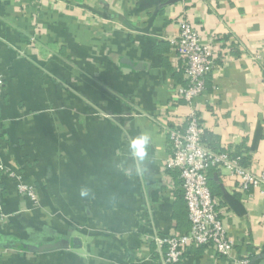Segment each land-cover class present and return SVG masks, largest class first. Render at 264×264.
<instances>
[{
  "label": "crops",
  "instance_id": "0c3cea01",
  "mask_svg": "<svg viewBox=\"0 0 264 264\" xmlns=\"http://www.w3.org/2000/svg\"><path fill=\"white\" fill-rule=\"evenodd\" d=\"M182 18L222 45L196 102L206 131L264 172V0H0V157L40 196L33 206L1 177L0 264H160L154 240L190 232L166 163L167 129L191 112L172 105ZM141 134L143 163L130 150ZM208 177L236 255L264 264V194ZM232 262L195 246L180 264Z\"/></svg>",
  "mask_w": 264,
  "mask_h": 264
},
{
  "label": "built area",
  "instance_id": "2783aa9c",
  "mask_svg": "<svg viewBox=\"0 0 264 264\" xmlns=\"http://www.w3.org/2000/svg\"><path fill=\"white\" fill-rule=\"evenodd\" d=\"M179 27V36L170 44L177 65L175 72H181L183 79L175 83L172 105L185 104L191 112L167 129L172 154L166 163L168 169L180 172L191 230L188 234L174 233L154 240L158 249L165 248L160 264H180L184 254L195 246L211 249L220 257L231 259L232 264H251L249 258L236 255L235 243L224 226L223 212L210 189L208 175L214 169L226 170L240 179L242 192L253 189L264 194V172L258 174L241 165V156L235 157L227 151L215 152L204 142L206 128L197 112L196 102L206 92L207 79L216 68L222 45L214 38L205 37L185 18L180 19ZM4 87V79L0 77V95ZM2 176L14 180L19 195L39 207L40 196L35 186L7 170L0 157V180ZM8 220L0 197V221Z\"/></svg>",
  "mask_w": 264,
  "mask_h": 264
},
{
  "label": "clouds",
  "instance_id": "9594fccd",
  "mask_svg": "<svg viewBox=\"0 0 264 264\" xmlns=\"http://www.w3.org/2000/svg\"><path fill=\"white\" fill-rule=\"evenodd\" d=\"M150 136L148 134H141L138 138L133 140L130 144V150L137 158L138 162L143 163L147 155L146 148L150 142ZM89 192L86 188H82L80 191L81 197H86Z\"/></svg>",
  "mask_w": 264,
  "mask_h": 264
},
{
  "label": "trees",
  "instance_id": "16d2710c",
  "mask_svg": "<svg viewBox=\"0 0 264 264\" xmlns=\"http://www.w3.org/2000/svg\"><path fill=\"white\" fill-rule=\"evenodd\" d=\"M204 142L207 144V146L211 149V150H213V151H215V152H222V151H220V149L218 148V147H216V142H215V138L213 137V135H211L209 132H207L206 131V133H205V135H204ZM233 156H235V157H239V156H241L242 158H241V165H243L244 167H250V157L249 156H244V154L241 152H237V153H231ZM171 171H173V173L174 172H179L178 170H172V169H170ZM170 171V172H171ZM180 173V172H179ZM178 198H179V201L181 202V201H183L184 200V192H182V195L181 196H179L178 195ZM185 202V201H184ZM178 231L180 232V234H186L183 230H182V228L180 227V226H178Z\"/></svg>",
  "mask_w": 264,
  "mask_h": 264
},
{
  "label": "water",
  "instance_id": "95a60500",
  "mask_svg": "<svg viewBox=\"0 0 264 264\" xmlns=\"http://www.w3.org/2000/svg\"><path fill=\"white\" fill-rule=\"evenodd\" d=\"M26 247H28V249H31V251L32 252H37V251H41V249H42V251H44V250H48V249H50V248H47L46 246H42L41 248H39V247H34V246H26Z\"/></svg>",
  "mask_w": 264,
  "mask_h": 264
}]
</instances>
